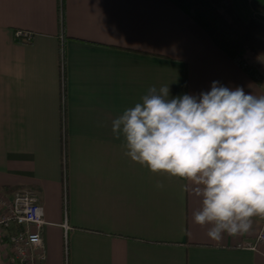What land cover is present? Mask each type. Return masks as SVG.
I'll return each mask as SVG.
<instances>
[{"label":"crops","instance_id":"0c3cea01","mask_svg":"<svg viewBox=\"0 0 264 264\" xmlns=\"http://www.w3.org/2000/svg\"><path fill=\"white\" fill-rule=\"evenodd\" d=\"M229 6L260 83L168 0H0V195L36 194L43 264H264V248L238 246L264 217L211 240L185 182L132 161L111 131L151 86L176 97L219 81L264 95V15L250 0Z\"/></svg>","mask_w":264,"mask_h":264},{"label":"clouds","instance_id":"9594fccd","mask_svg":"<svg viewBox=\"0 0 264 264\" xmlns=\"http://www.w3.org/2000/svg\"><path fill=\"white\" fill-rule=\"evenodd\" d=\"M111 131L132 161L185 182L182 191L201 200L193 222L210 225L211 240L247 233L264 217V95L219 81L176 97L169 85L151 86Z\"/></svg>","mask_w":264,"mask_h":264},{"label":"built area","instance_id":"2783aa9c","mask_svg":"<svg viewBox=\"0 0 264 264\" xmlns=\"http://www.w3.org/2000/svg\"><path fill=\"white\" fill-rule=\"evenodd\" d=\"M15 36L23 42L31 40L28 31L18 30ZM43 224V208L33 191L17 190L11 200L0 195V264H43ZM238 246L253 251L264 248V229L253 241Z\"/></svg>","mask_w":264,"mask_h":264},{"label":"trees","instance_id":"16d2710c","mask_svg":"<svg viewBox=\"0 0 264 264\" xmlns=\"http://www.w3.org/2000/svg\"><path fill=\"white\" fill-rule=\"evenodd\" d=\"M197 23L212 43L230 57L254 81L260 83L262 74L246 59L252 46L234 26L229 0H168ZM223 2V4H220ZM254 13L264 15V0H250Z\"/></svg>","mask_w":264,"mask_h":264},{"label":"rangeland","instance_id":"374dc122","mask_svg":"<svg viewBox=\"0 0 264 264\" xmlns=\"http://www.w3.org/2000/svg\"><path fill=\"white\" fill-rule=\"evenodd\" d=\"M220 4H223V2H220ZM258 61V69L264 74V51L258 52Z\"/></svg>","mask_w":264,"mask_h":264}]
</instances>
